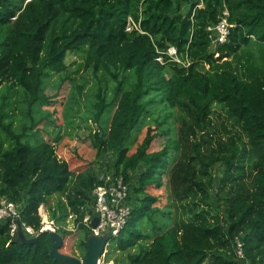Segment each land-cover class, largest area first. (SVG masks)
<instances>
[{"label":"trees","instance_id":"trees-1","mask_svg":"<svg viewBox=\"0 0 264 264\" xmlns=\"http://www.w3.org/2000/svg\"><path fill=\"white\" fill-rule=\"evenodd\" d=\"M186 2L0 0V86L21 88L28 110L41 100L52 103L41 93L43 77L64 70L67 53L82 46L85 68L111 74L118 95L108 130L92 135L101 161L96 169H72L50 141L22 140L0 112V130L13 142L4 148L0 138V196L19 205L20 220L39 236L34 244L14 242L0 221V264H69L50 257L53 241L39 232L38 208L59 193L67 206L62 218L73 213L79 221L92 189L103 184L102 172L131 182V213L109 239L119 251L138 247L126 264H240L236 237L250 264H264V0H192L185 8ZM225 10L230 33L215 44L207 27ZM169 46L181 62L170 59ZM109 68L133 70L132 87L121 89ZM152 91L180 113L178 137L150 150L163 132L147 127L131 151L126 142L147 113L152 99L143 97ZM96 99L95 122L108 106L100 91ZM214 166L221 167L217 182ZM163 176L172 199L168 211L149 192L161 188ZM156 214L166 216L164 225L152 224L150 233L138 228ZM79 228L86 239L89 230Z\"/></svg>","mask_w":264,"mask_h":264},{"label":"rangeland","instance_id":"rangeland-1","mask_svg":"<svg viewBox=\"0 0 264 264\" xmlns=\"http://www.w3.org/2000/svg\"><path fill=\"white\" fill-rule=\"evenodd\" d=\"M188 1L183 3L188 6ZM85 46L68 52L65 58L66 68L60 71L51 70L43 77L41 93L49 97L51 104L45 100L35 103L30 110L26 104V94L19 87L7 88L6 84L0 86V112L4 113L2 122L9 123L10 128L15 133H21L22 140L29 143L38 141H50L54 143L57 156L67 160L72 169L81 171L87 167L98 168L96 151L91 145L92 135L95 131L106 132L109 121L115 109L118 95L115 94L116 81L107 71L102 68L93 70L92 67L85 68ZM110 73H116L117 79L121 80V89H129L135 82L133 70H122L109 68ZM166 75L170 76L173 72L166 68ZM100 91L104 96L108 106L99 117L94 121V104L96 93ZM152 99L148 104L147 113L139 120L136 128L132 131L131 137L126 144L131 151L142 139L147 127H152L156 132L163 134L156 137L150 150L160 149L166 137L176 139L178 137V127L180 124V113L174 108L162 102L155 92L152 91L148 96ZM152 97V98H151ZM218 106L215 105L214 108ZM250 135L253 136L252 130ZM0 138L3 147H10L13 142L0 130ZM176 152L169 154L172 159ZM141 168L138 169V172ZM212 173L215 182L221 174V167L214 166ZM135 172L132 177H136ZM124 177V176H123ZM125 180V179H124ZM167 177L163 176L161 188L149 189V192L159 198V206L162 211H168L172 207V199ZM131 183L130 181H125ZM46 211H50L54 217H58L56 222L64 227L66 232L63 236V246L60 252L77 257L81 261L85 253L82 241H85L84 231L75 228L72 220L63 219L62 213L66 211V201L59 193L52 194L45 204ZM61 219H63L61 221ZM166 216L156 214L149 221L146 217L138 223V228L143 232L150 233L151 225H164ZM60 230V229H59ZM107 258L115 264H126L128 253H137L138 247H133L127 251H119L115 247L113 240H109L106 245Z\"/></svg>","mask_w":264,"mask_h":264},{"label":"built area","instance_id":"built-area-1","mask_svg":"<svg viewBox=\"0 0 264 264\" xmlns=\"http://www.w3.org/2000/svg\"><path fill=\"white\" fill-rule=\"evenodd\" d=\"M226 15L227 11L225 10L217 23L207 27L210 31L209 37L215 44L224 43L228 39L232 25L227 22ZM166 53L172 61L181 62L174 46H169ZM158 60H161V58L159 57ZM99 178L103 180V184L92 189L90 205L87 208L86 206L81 207V210L84 211L82 219L75 221L76 215L73 213L69 214L67 218L72 220V225L77 229L80 225H83L89 230V234L103 235L107 233L110 239L120 233L131 213V205L129 203L131 184L125 182L123 175H114L111 172H102ZM38 215L41 222L39 232L44 230L57 231L59 228L64 229V227L58 225L49 217L45 204L39 206ZM94 217H97V222L93 227L91 221ZM0 221L7 224L11 238L14 237L19 226L27 238L34 237L38 233L33 227L20 220L19 205L6 196H0ZM234 249L238 260L241 261L240 264H250L244 254V243L238 237L235 238ZM106 254L107 248L105 247L99 255L96 264H115L107 258Z\"/></svg>","mask_w":264,"mask_h":264},{"label":"water","instance_id":"water-1","mask_svg":"<svg viewBox=\"0 0 264 264\" xmlns=\"http://www.w3.org/2000/svg\"><path fill=\"white\" fill-rule=\"evenodd\" d=\"M96 222L97 217H94L91 221V225L94 227ZM42 232L48 233L53 241L49 251L50 257L55 260H64L69 264H96L99 255L109 241V235L107 233L103 235L89 234L85 240V255L81 261L77 257L60 252L59 249L63 244V236L59 232L51 230H44ZM38 237L37 234L34 237L27 238L19 226L12 239L17 243L34 244L38 240Z\"/></svg>","mask_w":264,"mask_h":264},{"label":"clouds","instance_id":"clouds-1","mask_svg":"<svg viewBox=\"0 0 264 264\" xmlns=\"http://www.w3.org/2000/svg\"><path fill=\"white\" fill-rule=\"evenodd\" d=\"M106 247V246H105Z\"/></svg>","mask_w":264,"mask_h":264}]
</instances>
